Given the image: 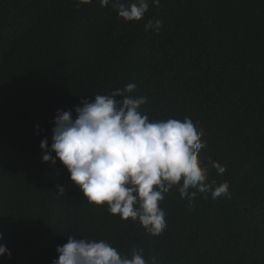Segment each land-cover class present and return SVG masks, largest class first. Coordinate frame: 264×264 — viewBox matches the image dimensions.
Wrapping results in <instances>:
<instances>
[{"label":"trees","instance_id":"16d2710c","mask_svg":"<svg viewBox=\"0 0 264 264\" xmlns=\"http://www.w3.org/2000/svg\"><path fill=\"white\" fill-rule=\"evenodd\" d=\"M128 83L150 120L204 130L208 182L231 193L190 204L172 189L159 236L89 204L58 159L42 162L57 110L75 117L82 99ZM0 233L11 251L0 264H52L69 236L154 264H264V0H160L138 22L99 0H0Z\"/></svg>","mask_w":264,"mask_h":264},{"label":"clouds","instance_id":"9594fccd","mask_svg":"<svg viewBox=\"0 0 264 264\" xmlns=\"http://www.w3.org/2000/svg\"><path fill=\"white\" fill-rule=\"evenodd\" d=\"M73 2L79 9L92 0ZM99 4L115 9L125 22H138L150 4L159 7L160 0H99ZM162 27L159 19L145 24L146 31L157 33ZM136 89L135 83H128L110 94H97L92 101L82 99L74 108L75 117L71 110H57L51 146L47 138L40 143L42 162L55 165L58 159L89 204L106 206L109 214L124 221H139L148 234L159 236L168 226L160 204L172 189L190 204L197 193H210L213 200L231 198V193L228 182H208L209 167L199 156L207 147L204 130L189 117L150 120L141 111L147 98L133 95ZM209 164L217 175L226 171L217 161L209 159ZM63 191L60 186L58 192ZM56 251L58 259L52 264H154L144 258L143 249L123 254L103 239L69 236ZM5 256L10 259L11 251L0 244V257Z\"/></svg>","mask_w":264,"mask_h":264}]
</instances>
